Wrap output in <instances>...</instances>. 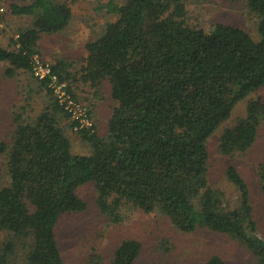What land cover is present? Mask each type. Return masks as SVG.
<instances>
[{
    "label": "trees",
    "instance_id": "16d2710c",
    "mask_svg": "<svg viewBox=\"0 0 264 264\" xmlns=\"http://www.w3.org/2000/svg\"><path fill=\"white\" fill-rule=\"evenodd\" d=\"M9 1L12 15L32 16L33 22L18 32L12 50L0 46V62L9 63V76L15 70L31 73L41 34L65 29L71 8L54 0ZM235 1H244L257 19V41L238 27L188 24L185 0L104 5L115 19L85 43L80 77L95 91L107 81L116 105L104 137L97 134L94 120L93 131L77 132L90 145V155L71 153L60 123L68 116L46 83L35 79L50 95V105L31 122L16 118L9 150L0 142V154L8 153L10 174V184L0 188V232L9 235L0 248V264H8L17 245L26 250L22 264H64L56 224L61 215L86 209L76 190L90 182L100 211L111 223H118L122 205L160 212L179 231L206 228L227 235L264 264V234L253 218L245 180L234 166L226 168V180L238 192V206L226 209L223 194L207 179L208 138L236 104L264 85V0ZM67 67L62 61L52 65L68 82L73 76ZM89 113L93 119L90 108ZM263 120L264 105L250 100L245 117L222 133L220 152L248 150ZM259 178L264 193V163ZM140 249L138 241L123 240L111 264H134ZM207 264L227 263L213 256Z\"/></svg>",
    "mask_w": 264,
    "mask_h": 264
},
{
    "label": "rangeland",
    "instance_id": "374dc122",
    "mask_svg": "<svg viewBox=\"0 0 264 264\" xmlns=\"http://www.w3.org/2000/svg\"><path fill=\"white\" fill-rule=\"evenodd\" d=\"M69 4L72 17L61 32L41 34L37 42V55L51 66L56 61L67 64V71L73 76L68 84L74 95L86 104L92 114L99 115L98 133L104 137L107 123L116 103L110 97V85L103 82L96 91L81 80L80 72L87 56L85 43L101 35L104 25L115 19L105 11L109 1L121 4L123 0H54ZM11 1L0 0V46L13 49V41L18 32L32 26V16H16L10 12ZM24 5L25 3L16 2ZM186 22L211 29L216 24L238 27L253 40H258L257 19L249 12L244 1L235 0H185ZM7 62H0V142L8 150L12 145L16 118L23 122L33 121L47 106L51 97L39 89L30 72L19 70L8 76ZM260 100L264 105V85L240 101L225 120L208 138V184L220 190L224 208L238 206V192L226 180L225 170L234 166L245 180L249 192L253 218L260 234H264V193L261 190L259 166L264 163V120L258 129L254 144L244 152L224 155L219 150V139L224 130L232 128L239 119L245 117L250 100ZM94 118V117H93ZM94 120V119H93ZM61 126L69 139L71 153L90 155L91 148L80 135L69 128L67 120ZM96 124V121H95ZM10 184L8 153L0 154V188ZM76 193L86 203L80 213H68L59 217L56 224V238L64 264H111L114 252L125 239L140 243L139 256L134 264H207L213 256H219L227 264H262L237 241L227 235L197 228L191 232L177 230L169 217L160 212L145 213L131 205L119 208L118 223H111L97 205L94 183L80 186ZM9 239L5 231L0 232V248ZM26 250L20 245L8 264H22Z\"/></svg>",
    "mask_w": 264,
    "mask_h": 264
},
{
    "label": "built area",
    "instance_id": "2783aa9c",
    "mask_svg": "<svg viewBox=\"0 0 264 264\" xmlns=\"http://www.w3.org/2000/svg\"><path fill=\"white\" fill-rule=\"evenodd\" d=\"M30 66L33 78L46 83V88L57 105L73 123V130L76 132L93 131L94 122L88 106L73 96L68 82L61 80L53 71L52 66L43 61L37 54L31 57Z\"/></svg>",
    "mask_w": 264,
    "mask_h": 264
},
{
    "label": "crops",
    "instance_id": "0c3cea01",
    "mask_svg": "<svg viewBox=\"0 0 264 264\" xmlns=\"http://www.w3.org/2000/svg\"><path fill=\"white\" fill-rule=\"evenodd\" d=\"M23 16V15H22ZM1 25V24H0ZM19 70H15V72L13 73V75H15V73L16 72H18ZM21 71H23V70H21ZM25 72V71H24ZM7 74V73H6ZM9 76V75H8ZM93 119H94V121H96V125L99 123V115H98V112H97V110L95 109L94 111H93ZM66 120H67V122L70 124L71 123V121H70V119L69 118H66ZM97 127V126H96ZM96 131H97V134L99 135V133H98V127H97V129H96Z\"/></svg>",
    "mask_w": 264,
    "mask_h": 264
}]
</instances>
